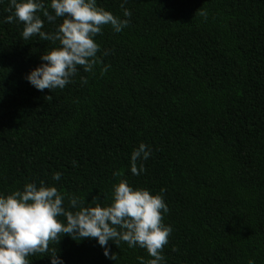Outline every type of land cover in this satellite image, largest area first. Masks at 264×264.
Masks as SVG:
<instances>
[{
	"label": "trees",
	"instance_id": "trees-1",
	"mask_svg": "<svg viewBox=\"0 0 264 264\" xmlns=\"http://www.w3.org/2000/svg\"><path fill=\"white\" fill-rule=\"evenodd\" d=\"M44 3L54 15L50 0ZM121 3L97 0L129 23L119 33L105 25L94 38L100 51L93 71L78 66L63 89L40 91L24 77L59 42L25 40L23 22H5L12 12L0 0V194L43 181L74 212L69 197L85 206L98 197L106 206L120 179L151 195L164 189L162 222L172 227L165 264H264V0H127L128 18ZM37 14L42 31L62 23ZM141 142L151 155L133 175L130 154ZM108 247L115 260L95 238L60 233L48 252L27 259H151L123 241Z\"/></svg>",
	"mask_w": 264,
	"mask_h": 264
},
{
	"label": "clouds",
	"instance_id": "clouds-1",
	"mask_svg": "<svg viewBox=\"0 0 264 264\" xmlns=\"http://www.w3.org/2000/svg\"><path fill=\"white\" fill-rule=\"evenodd\" d=\"M127 0L120 5L123 16L128 18L131 12L124 8ZM51 14L45 7L44 0H9L12 15L5 18L23 22L22 37L27 40L39 35L42 40L59 42L40 57L41 63L32 69L24 79L36 90L63 89L72 82L78 73V66L85 72L93 71L98 63L97 53L100 46L94 38L102 32L105 25H110L119 33L128 26V19H121L97 5V0H50ZM43 17L49 23L62 18L54 32L42 31ZM204 15V13H201ZM107 54V53H103ZM107 67L103 69L107 71ZM81 83L87 79L80 77ZM151 155V149L141 142L130 154V171L133 175L141 174L143 163ZM75 163V162H74ZM119 176V172H114ZM61 174L56 172L52 179L59 181ZM151 195L145 188H133L127 180L120 179L112 186L111 203L102 205L98 197H93L94 206H85V200L72 196L69 205L77 211H68L63 207L64 195L55 186H46L43 181L39 186L35 182L25 183L22 190L10 194H0V264H29L30 255L49 251L50 240H57L58 234L70 236L73 240L95 238L102 248L103 255L115 260L116 254L110 253L109 241L118 244L126 242L129 248L145 249L151 259L138 258L140 264H165L162 248L168 243L172 232L170 225H165L163 214L168 212L163 197ZM63 216L66 222L58 217ZM50 264H64L57 254L49 256ZM254 264V261H249Z\"/></svg>",
	"mask_w": 264,
	"mask_h": 264
}]
</instances>
